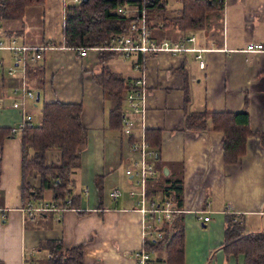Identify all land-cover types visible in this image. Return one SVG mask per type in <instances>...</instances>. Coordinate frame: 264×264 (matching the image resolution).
<instances>
[{
  "label": "crops",
  "instance_id": "crops-1",
  "mask_svg": "<svg viewBox=\"0 0 264 264\" xmlns=\"http://www.w3.org/2000/svg\"><path fill=\"white\" fill-rule=\"evenodd\" d=\"M48 1L49 9L40 16L46 17L42 24L37 23L36 16L26 17L24 9L18 20L20 28L11 35L18 44H62L63 0ZM54 1L57 8L52 12ZM169 7L168 3L165 11L172 16ZM169 28L167 35L155 34V39H177L181 32L170 25ZM192 32V46L199 50L197 53H160L146 58L143 69L117 58L110 60L106 68L131 81L134 89H144V130L159 133V167L162 172L165 169L164 177L181 182V203L188 211L179 216L184 233V264H244L243 256L225 254V234L230 225H236L235 221L243 227L244 235L264 231V151L258 137L249 136L245 153L236 163L226 164L223 134L212 129L211 118L204 119L203 127L191 129L185 127L184 121L189 114L238 113L246 108L249 129L254 133L264 131V53L244 51L248 44L264 45V0H226L222 10L208 13L204 26ZM97 54L92 51L79 59L70 51L48 50L40 66L35 67L41 73L27 72L24 77L25 86L39 92V102L81 106L80 122L86 130V140L70 177L71 195L67 198L72 200L73 210H67L61 218L56 213H45L29 219L20 211L29 200L39 203L36 199L44 194L53 201L52 193L43 191L37 196L39 178L34 177L30 179L34 198L23 201L20 140L17 135L8 136L0 145L3 264H24L27 252L39 249L43 253L40 247L48 241L59 242L63 249L82 245L83 264H137L135 254L145 241L141 215L126 193L130 185L117 201L108 197V192L117 188V169L128 163V140L121 131L107 128L113 103L91 77ZM35 68L29 69L33 72ZM22 80L19 75L0 74V128L11 130L20 121V111L11 104L18 100L15 89ZM30 102L34 108L39 103ZM127 107L124 100L122 116L127 115ZM199 210L208 212L201 215H208V229L197 222L199 214L190 212ZM256 223L259 228L253 231ZM191 231L196 238L190 236ZM192 240L197 244L195 248L191 247ZM149 254L148 264H163L158 252Z\"/></svg>",
  "mask_w": 264,
  "mask_h": 264
},
{
  "label": "trees",
  "instance_id": "trees-1",
  "mask_svg": "<svg viewBox=\"0 0 264 264\" xmlns=\"http://www.w3.org/2000/svg\"><path fill=\"white\" fill-rule=\"evenodd\" d=\"M87 0L77 5H66L63 8L61 35L65 47L90 48L100 46L108 37L116 32L125 31L130 19L115 11L120 7L138 4L146 8L150 23H162L176 28L179 32L197 30L204 26L206 15L219 11L223 3L219 0ZM44 0H0V18L19 20L23 17L24 8L28 5H42ZM169 2L179 4V15H167L165 7ZM151 14L157 15L158 20H152ZM154 21V22H153ZM154 26V25H153ZM120 58L119 54L101 51L97 54V64L91 71L93 81L102 89L103 95L112 101L107 120V128L122 132L123 103L126 94L133 91V83L123 80L119 75L110 72L106 64ZM135 67L143 68V57L134 56ZM36 69V70H35ZM28 74L38 75L41 69L35 68ZM187 100V98L185 99ZM35 101V100H34ZM81 106L60 102L41 103L40 121L32 129L21 131L17 136L22 149V198L23 201L33 199L31 192L34 188L30 179L39 178V188L35 191L41 196L43 191L52 193L53 202L62 205L70 197L71 173L78 165L79 151L86 140V130L80 122ZM211 118L212 129L223 134V157L226 164H234L245 153L246 140L249 136L258 137L260 147L264 151V131L252 132L248 127L249 115L244 108L238 113H203L189 114L184 125L186 128L203 127L204 119ZM11 131L0 128V145ZM147 144L157 154L156 163L159 176L149 187L150 196L167 197L174 202L175 207H181L182 187L179 180L164 177L158 163L159 133L145 131ZM57 153V163H47L46 155ZM163 183V186H162ZM73 208V203H71ZM180 215L171 222L172 234L164 241L154 243L145 241L143 249L146 252L163 253V264H184V233ZM241 224L234 229H226L224 252L226 255L244 258V264H264V231L244 235ZM40 249L43 251L38 264H83V246H73L63 249L57 241H48ZM46 251V253H44ZM48 255V257H46ZM150 262V261H149ZM148 262V263H149ZM0 264L3 262L0 261Z\"/></svg>",
  "mask_w": 264,
  "mask_h": 264
},
{
  "label": "built area",
  "instance_id": "built-area-1",
  "mask_svg": "<svg viewBox=\"0 0 264 264\" xmlns=\"http://www.w3.org/2000/svg\"><path fill=\"white\" fill-rule=\"evenodd\" d=\"M224 4L226 0H219ZM81 0H63V8L66 5H77ZM151 0H146L145 4H149ZM117 14L130 19L128 26L123 32H116L108 37L106 41L100 46H93L90 48L83 47H65L63 44L44 45L37 47H28L17 43L14 36H5L0 25V51L11 52L12 62L6 74L10 77L19 75L22 80L20 87L15 90L18 93V100L12 101V108L20 111V121L11 128V135H18L21 131L32 129L35 126L32 117L26 112V101H34L35 93L25 86L24 77H26L27 70L30 67L40 66L39 63L43 60V55L48 50L70 51L77 56V58H84L89 52L110 51L119 54L123 60H129L134 56L140 55L143 57V62L146 58L156 56L160 53H168L170 55L179 56L185 52H199L198 49L193 48L192 44L195 37L192 31L182 32L180 36L174 41L158 42L153 37L154 30H162L163 24L150 23L146 15V8L133 4L128 7H120L115 11ZM154 25V26H153ZM247 53H264V45L260 43L248 44L244 50ZM199 58V67H203V62ZM135 68L141 69L139 66ZM143 69V68H142ZM0 74L3 73V61H0ZM142 85L143 83L140 82ZM144 89H134L126 94L125 100L128 104V113L122 116V134L128 140V163L124 171L130 183V188L127 190V196L133 200V207L141 215V233L144 241H153L154 243L167 240L171 234V222L178 215L188 212L182 207L177 208L173 201L164 197L150 196L148 193L149 185L159 176V171L156 168V152L151 148L145 139V130L143 124V110H144ZM0 99V103H1ZM139 119V123L137 120ZM87 189L84 191L87 194ZM122 196V191L118 188H113L108 192V197L112 201H117ZM72 200L65 199L62 205L50 202L35 203L32 200L27 201L20 211L29 219H35L39 215L45 213H56L58 217H62L67 210L71 208ZM0 209V212H3ZM263 215H264V210ZM199 214L197 222L205 224L209 221L207 211H190ZM168 237V238H167ZM39 249H32L25 255L24 264H38L41 255ZM48 257V256H47ZM137 264H148L150 261V254L146 252L143 247L135 254Z\"/></svg>",
  "mask_w": 264,
  "mask_h": 264
},
{
  "label": "rangeland",
  "instance_id": "rangeland-1",
  "mask_svg": "<svg viewBox=\"0 0 264 264\" xmlns=\"http://www.w3.org/2000/svg\"><path fill=\"white\" fill-rule=\"evenodd\" d=\"M48 3H49L48 0H47V2H46V0H44V2H43L42 5H37V6L36 5H28L27 7L24 8L25 11H26V13H27V16L26 17L33 19V16H36L37 23H38V21H40V24H42L43 23V20L46 19V17L44 16L43 18H40V16H41V13L43 11L46 12V9L47 10L49 9V7L47 6ZM60 5H61V3L59 2V9H60ZM52 6H53V8H52ZM169 6L170 7L168 9H169V11H172L173 16H175V14L179 15L178 14L179 11H180L179 4H177L175 2H169ZM50 8H51L50 10H52V12H55L56 11L55 8H57V3L54 1V3L51 4V7ZM151 18H152V20H154V19L158 20L157 15H154V14H151ZM58 20H60L59 16H58ZM0 25H1V28H2V30L4 32V37L5 36L7 37V35L8 36H11L13 33H15V31L18 28H20L21 23L18 20H10V19L0 18ZM54 26L57 27L59 25L57 23V25H54ZM60 28H61V25H60ZM169 29H170L169 26L168 25H165V27L162 30L153 31L152 32V35H153V37H155V34H160V36L167 35L169 33ZM188 31H192V30H188ZM0 57L3 60V73H4L13 64V62H12V55H11V52H8V51H0ZM7 64H11V65L9 66ZM35 67H37V66L30 67V68H35ZM27 72H28V70H27ZM40 92H42V91H40ZM41 103H42V101L40 100V102L37 104L38 106L34 108L33 107L34 104H32L30 101L27 102L28 107H26L27 108L26 110L28 112L27 111L26 112L32 117L34 123H37V121H39V119H40V106H41ZM108 103L111 105V102H108ZM46 160L48 161V163H51V162L57 163V153H55V154H53V153H47ZM126 165H127L126 162L125 163H122L121 166L117 169V176H118L117 179H118V181H117L116 187L122 191V195H123V192L125 190L124 188L127 185L128 186L130 185V183L127 180V177L124 175V171L126 169ZM153 184H155L154 181H152L150 183L149 187L152 186ZM162 186H163V183H162ZM47 199H48V197H46V194H44L43 198H41V199L37 198L36 199L37 200L36 202L45 203V204H50V202L51 203L53 202V201H50V200H47ZM235 223L237 225V222L236 221H235ZM234 226H235V224H232V225H230V228L234 229ZM208 227H209V225L206 224V227L205 228L208 229ZM240 227H242V226H240ZM248 228H249V225L246 223V226H245L246 232H249ZM252 228H253V231L254 230H257L259 228V225L256 223ZM200 229L201 230H206V229H202V227H200ZM190 233H191L190 236H193L194 238H196V236L193 234V231H191ZM187 234L188 233L186 231V236H187ZM192 241L194 243L191 245V247L192 248H195L197 246V244H196V242L194 240H192ZM158 254H160V256H163V253H161V252H158ZM47 256L48 255H46V257Z\"/></svg>",
  "mask_w": 264,
  "mask_h": 264
},
{
  "label": "water",
  "instance_id": "water-1",
  "mask_svg": "<svg viewBox=\"0 0 264 264\" xmlns=\"http://www.w3.org/2000/svg\"><path fill=\"white\" fill-rule=\"evenodd\" d=\"M82 1V3H85L87 0H81ZM39 102V92H36V94H35V103H38ZM156 157H157V155H156ZM163 174L166 176V171H165V169H163Z\"/></svg>",
  "mask_w": 264,
  "mask_h": 264
}]
</instances>
